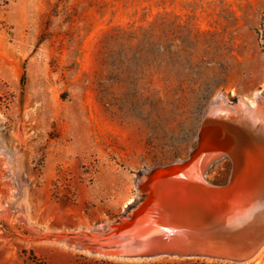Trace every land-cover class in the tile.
<instances>
[{
  "label": "rangeland",
  "instance_id": "obj_1",
  "mask_svg": "<svg viewBox=\"0 0 264 264\" xmlns=\"http://www.w3.org/2000/svg\"><path fill=\"white\" fill-rule=\"evenodd\" d=\"M257 91L264 0H0V264H264L258 249L128 260L70 239L123 216L145 171L190 160L204 128L217 155L183 196L190 232L250 239L264 214L243 219L244 159L208 108Z\"/></svg>",
  "mask_w": 264,
  "mask_h": 264
},
{
  "label": "water",
  "instance_id": "obj_2",
  "mask_svg": "<svg viewBox=\"0 0 264 264\" xmlns=\"http://www.w3.org/2000/svg\"><path fill=\"white\" fill-rule=\"evenodd\" d=\"M223 101L232 112L212 115L208 113V125L225 126L231 135L230 149L236 154L241 153L240 156L244 159L247 170L244 177L248 187L247 189L245 186L247 191L244 193L248 198L251 196L246 199L252 202L248 203L249 214L243 219L255 220L256 215L264 214V92L254 96V107L249 102V106L241 110L236 109L239 102L233 105L224 99ZM188 160L178 159L166 165L154 166L152 168H160V171L152 173V168H149L143 177L148 174L155 176L158 172L181 166ZM172 198L164 188L156 191L153 197L144 191L139 200L130 203L123 216L95 225L89 231L72 232L70 239L93 252L99 250L101 253L125 257L180 254L185 257L208 256L233 260L248 257L264 241V223L261 226L258 222L251 238L245 240L237 249L222 246L217 240L195 239L189 229L191 217L185 211L184 202V210L179 213L175 214V210H178L176 206L171 208V212L165 209V202L172 201ZM165 211L168 212L166 218L163 216Z\"/></svg>",
  "mask_w": 264,
  "mask_h": 264
},
{
  "label": "bare ground",
  "instance_id": "obj_3",
  "mask_svg": "<svg viewBox=\"0 0 264 264\" xmlns=\"http://www.w3.org/2000/svg\"><path fill=\"white\" fill-rule=\"evenodd\" d=\"M259 92L260 91H257L255 93V95H258ZM246 99L241 98L239 100V103H238L236 109L241 110V108L248 107L249 102ZM250 105L252 107H254V104H250ZM230 112H232V109L228 105L225 104V102L223 101V98L221 96L216 97L211 102V105H210L209 110H208V113H210V115L216 114V113H218V114H226L227 113L228 114ZM206 129L207 128H204L202 130L201 134L199 135L200 147L198 150L191 152V159L190 160L184 161L181 166H178L175 168H170V169H167L166 171H163L160 173L158 172V174H156L155 176H154V174H148V175L146 174L147 176L143 177V179L140 180V182H139V188L146 191L149 195L152 194V197L156 191H158L160 189L162 190L163 188L166 192L170 193L173 196L172 201L168 200L165 202V209L167 208V211H169V212H171V208L173 206H176L178 209V210H175L176 211L175 214L177 212L179 213L180 210L181 211L184 210L183 209L184 205L182 204L184 202V201H182L184 199L183 196L185 195L186 192L190 193V195H192L196 192L194 185L190 184L191 183L190 180H192L191 174H195L196 176H198L199 181L202 180V172H203L204 167L206 166L208 161L210 159H212V156L214 157L217 155L216 154L217 152L214 149H212L210 146L209 137L204 135L205 131H209V129H207V130ZM230 151L233 152V150H231V149H230ZM181 167H183V168H181ZM151 171H152V173H156L157 171H160V168H152ZM246 174H247V170L242 175L243 176V182L247 181L244 177V175H246ZM247 189H248V187H247ZM250 202H252V201H248L249 204H250ZM167 211H165L163 213V216H165V218L168 217V215L166 216V214H168ZM257 225H258V223H257ZM90 229L91 228H89V230ZM79 230L82 231L84 229L79 228ZM73 246L77 247L81 250H85L88 253L92 252L94 254L100 255L101 257L113 256V257L118 258V259H128V260L129 259L130 260H140V259H144V258L156 257V256H151V257H125L122 255H117V254L101 253L99 250L93 252L90 249L86 248L84 245H80L77 243L74 244ZM263 252H264V242L261 243L258 250L254 253V255L256 257L261 256V254ZM171 255H175V256H179V257L182 256L180 254H171ZM206 258H207V256H206Z\"/></svg>",
  "mask_w": 264,
  "mask_h": 264
}]
</instances>
